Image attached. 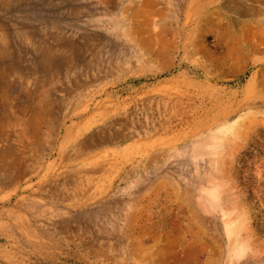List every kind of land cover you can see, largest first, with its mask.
Listing matches in <instances>:
<instances>
[{"label":"rangeland","instance_id":"obj_1","mask_svg":"<svg viewBox=\"0 0 264 264\" xmlns=\"http://www.w3.org/2000/svg\"><path fill=\"white\" fill-rule=\"evenodd\" d=\"M0 264H264V0H0Z\"/></svg>","mask_w":264,"mask_h":264},{"label":"bare ground","instance_id":"obj_2","mask_svg":"<svg viewBox=\"0 0 264 264\" xmlns=\"http://www.w3.org/2000/svg\"><path fill=\"white\" fill-rule=\"evenodd\" d=\"M200 2V1H199ZM202 2V1H201ZM188 11V10H187ZM25 124V123H24ZM161 125V124H160ZM24 135V134H23ZM197 143V142H196ZM195 143V144H196ZM194 144V143H193ZM174 227V226H173ZM172 227V228H173ZM175 228V227H174ZM177 230V229H176ZM175 230V231H176ZM177 234V233H176ZM174 236V235H173ZM191 244V243H190ZM177 246H179L177 243H171V242H168V245H167V248H166V258H172V259H174V261L176 260V261H179L180 260V258H181V256L183 257V259L186 261V260H188V259H190L193 255H197V254H195V252L196 253H198V251H196V250H194L191 246H189V245H181L180 247H178V248H180V252L181 253H178L176 250H175V248L177 247ZM182 254V255H181ZM164 260V259H163ZM182 260V259H181Z\"/></svg>","mask_w":264,"mask_h":264}]
</instances>
